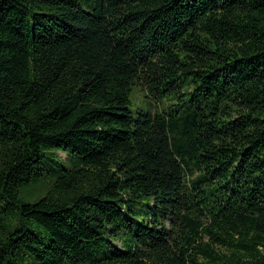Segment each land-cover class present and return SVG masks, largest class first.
Wrapping results in <instances>:
<instances>
[{
    "label": "trees",
    "instance_id": "1",
    "mask_svg": "<svg viewBox=\"0 0 264 264\" xmlns=\"http://www.w3.org/2000/svg\"><path fill=\"white\" fill-rule=\"evenodd\" d=\"M0 264H264V0H0Z\"/></svg>",
    "mask_w": 264,
    "mask_h": 264
},
{
    "label": "rangeland",
    "instance_id": "2",
    "mask_svg": "<svg viewBox=\"0 0 264 264\" xmlns=\"http://www.w3.org/2000/svg\"><path fill=\"white\" fill-rule=\"evenodd\" d=\"M133 97L136 100V103L141 105L144 99V91H142L140 88L135 89L133 92ZM60 155L62 158H66L64 153L60 152Z\"/></svg>",
    "mask_w": 264,
    "mask_h": 264
}]
</instances>
